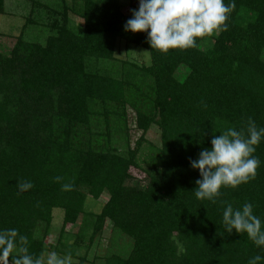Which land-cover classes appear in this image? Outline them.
I'll use <instances>...</instances> for the list:
<instances>
[{"label":"trees","instance_id":"trees-1","mask_svg":"<svg viewBox=\"0 0 264 264\" xmlns=\"http://www.w3.org/2000/svg\"><path fill=\"white\" fill-rule=\"evenodd\" d=\"M36 6L49 15L45 42L21 32L0 51V228L18 229L31 253H46L54 211L63 210L62 232L80 230L71 246L62 235L59 244L78 264L86 256L77 252L90 250L107 221L114 238L131 244L125 252L114 245L104 264H247L264 256L246 234L224 230L221 203L251 202L264 221V140L255 180L222 188L216 203L195 197L200 174L190 166L228 127L240 129L248 117L264 127V0H235L227 31L166 55L146 32L124 30L132 15L122 0ZM119 41L148 51L151 63L112 68ZM181 67L189 71L183 80ZM153 127L158 146L146 138ZM21 180L33 188L18 194ZM69 182L73 189L63 191ZM104 194L100 212L89 213L88 197Z\"/></svg>","mask_w":264,"mask_h":264},{"label":"clouds","instance_id":"clouds-1","mask_svg":"<svg viewBox=\"0 0 264 264\" xmlns=\"http://www.w3.org/2000/svg\"><path fill=\"white\" fill-rule=\"evenodd\" d=\"M235 8V0H139L138 10L124 25L125 31L146 32L147 42L161 54L170 50H186L197 46V39L228 30L227 21ZM214 135L210 148H202L198 158L190 159L192 169L199 170L200 179L194 195L198 200L216 203L222 188L236 189L255 180L261 161L254 155L264 140V127L248 117L244 127H228ZM57 182L62 177L55 178ZM18 194L33 188L31 181H17ZM63 191L73 184L63 183ZM224 230L231 234L247 235L253 244L264 251V221L254 214V205L245 202L239 208L221 202ZM264 256L255 255L247 264H261ZM0 264H71L70 255L56 251L35 255L29 251V240L16 228H0Z\"/></svg>","mask_w":264,"mask_h":264},{"label":"rangeland","instance_id":"rangeland-1","mask_svg":"<svg viewBox=\"0 0 264 264\" xmlns=\"http://www.w3.org/2000/svg\"><path fill=\"white\" fill-rule=\"evenodd\" d=\"M67 3H71V0H66ZM41 3L43 5H48L52 8H61L62 0H5V10L4 15H0V51L8 52L17 36L24 32L26 39L35 42L44 43L47 38L48 31L45 25L49 22L48 13L42 8L36 6V3ZM123 11L127 14L132 15L133 9L138 10L139 2L131 3L130 0H122ZM32 18L31 22H27L28 19ZM73 18V17H72ZM74 19V18H73ZM79 21L75 20V23ZM25 26H27L25 28ZM25 30V31H24ZM115 61L112 64V68H120L123 61L134 62L139 65H149L151 63L149 52L136 47L128 45L123 41H119L116 53ZM188 69L181 67L177 72V77L179 79H184L188 74ZM132 121L133 113L129 112ZM133 140L139 138L140 133L132 132ZM146 138L148 142L159 145V131L156 127H153L147 134ZM148 144H145L144 152L142 156L147 154ZM144 158L140 159L141 165L146 167L144 164ZM109 196L104 194L99 200H93L88 197L86 201V210L89 213H99L102 206L108 201ZM54 219L52 224V229L47 242L49 244L50 251H56L59 255L65 256L63 251L66 248L59 244V238L61 236L62 243L70 245L75 240V236L79 233L80 225H68L62 232L63 226V210L56 209L54 211ZM113 226L110 221L106 222L105 229L99 238L91 245L90 250L86 251L84 248L77 252L80 257L86 256V261L84 264H104L103 257L109 252L113 251L114 245L119 252L126 251L131 241L123 236L114 238L113 237ZM115 240V241H114ZM65 249V250H64ZM46 252V253H47ZM45 253V254H46ZM79 259L71 257V264H78Z\"/></svg>","mask_w":264,"mask_h":264}]
</instances>
